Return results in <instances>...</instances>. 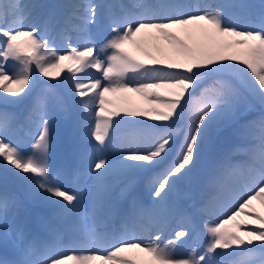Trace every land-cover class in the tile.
Here are the masks:
<instances>
[{
  "label": "rangeland",
  "instance_id": "obj_1",
  "mask_svg": "<svg viewBox=\"0 0 264 264\" xmlns=\"http://www.w3.org/2000/svg\"><path fill=\"white\" fill-rule=\"evenodd\" d=\"M39 1L0 0V100L17 106L0 108V180L20 192L18 198L8 185L0 183V264H78L81 246H89L80 232H98L100 239H107L110 231H122V225L110 224L114 218L120 223L126 219L128 226L134 224L132 232H138L136 227L155 216L161 206L167 209L164 217L169 216L166 226L153 233L158 221L150 223L153 234L148 239V252L122 264H180L185 260L189 264H264V201L258 207L253 198L244 204L254 189L264 186V140L256 138L260 136L256 132L262 121L260 113L264 112V4L253 10L252 0H208L206 7L223 4L225 8L213 19L200 16L198 24L183 20L179 14L168 16L158 21L151 38L155 44L165 45L164 57L173 56L170 62L157 64L158 54L143 46L136 53L145 61L120 68L107 65L106 60L129 30L136 23L156 21L153 16L157 12L152 13L156 4H162L158 8L163 12L169 6L175 9L182 0H67L59 6L48 0L50 5L45 8ZM196 1L188 0V4ZM23 11L27 25L17 28L9 23ZM143 13L149 14L143 18L146 20ZM229 19L235 23L224 26ZM168 20L174 24L167 28ZM222 28L236 34L219 35ZM144 62L161 69H142ZM51 67L60 69L59 79L46 75ZM137 67L152 76L139 88V100L133 99L129 86ZM86 69L85 76L80 75ZM223 69L230 72L228 78L242 83L244 97L229 101L220 90L213 95L205 92V77L212 73L227 76ZM160 76L174 86L165 90L171 94L165 98L158 94L162 89L157 84ZM100 78L112 100L109 108L99 99L98 87L88 89L83 97L73 87L77 79L94 83ZM52 80H61L63 97L50 83H43ZM142 89L152 93L146 97L139 92ZM246 98L257 105L256 119L246 110ZM22 103H30L29 109ZM98 109L110 113L103 114L100 122L95 112ZM132 111L138 119L125 123L121 113L129 117ZM153 128L155 137L151 135ZM227 128L231 130L224 134ZM132 130L141 133L135 135ZM172 148V158L161 169L148 173L137 192L126 199L119 196L133 182L119 174H137ZM232 163L239 168L236 172L231 168L232 177L224 176V168L235 166ZM250 169L255 177L251 183ZM238 187L241 194L226 207L225 195ZM24 201L41 204L40 212L45 216L65 222V231L75 237L68 240L71 244H64L62 235L56 237L49 223L37 215L38 210L23 206ZM239 206H243L241 210ZM29 219L47 234L40 235L36 227L33 236L23 238ZM180 219L182 224L174 226ZM238 231L250 234L248 243H240L234 235ZM110 237V245L97 239L89 242L99 243L102 256L126 246L125 240ZM251 241H255L253 245ZM39 245L42 250H35ZM258 247L260 250H255Z\"/></svg>",
  "mask_w": 264,
  "mask_h": 264
},
{
  "label": "bare ground",
  "instance_id": "obj_2",
  "mask_svg": "<svg viewBox=\"0 0 264 264\" xmlns=\"http://www.w3.org/2000/svg\"><path fill=\"white\" fill-rule=\"evenodd\" d=\"M157 1V0H156ZM215 1V0H214ZM207 2H208V0H197L195 3H193V5L192 4H188V0H182V2L180 3V0H179V3L180 4H177L178 6L174 9L172 6H169L168 8H167V11L166 10H164L163 12L161 11V8H158V6L160 5V7L162 6V4H156V6H155V8H154V10L152 11V13L154 12V11H156L157 12V15H154L153 16V18H155V19H153V21L154 20H156V21H154L153 23H146V24H144V23H136V25L135 26H133V28H132V30H129V35L125 38V39H122V41L121 42H119V44H121V45H116V46H118V48H116V49H112L113 51H112V54H108V56H109V58L106 60V63H107V65H112V66H114V67H120V68H124L125 66L127 67V65L128 64H130V63H134V65L133 66H135L136 67V64L137 63H140V62H138L139 60L140 61H142L141 59H143L140 55H138V53H136L137 52V50H141L142 49V47L144 46L147 50L149 49L150 51L152 50L153 52H155L156 54H158V59H157V61H158V63L157 64H167V63H169L170 62V60L172 59V57L173 56H171V55H169V56H167L166 58L164 57V52L166 51L167 52V50H166V48H165V45L163 44V43H160V42H158L157 44H155L154 42H152V38H151V32L152 31H154L155 29H157V25H158V21H162L163 19H165V18H168V16H171V17H174V16H176L177 14H179L180 15V17H182L183 18V20H186V21H192V22H194V23H197V22H199L200 21V19H199V17L200 16H202V18H203V16H207V17H209V19L211 18V19H213V18H216L221 12H222V9H224L225 7L223 6V4H221V5H219V6H217V7H211L210 8V6H208V7H206V4H207ZM167 6V2H166V4H165V7ZM164 7V8H165ZM227 7V6H226ZM143 9V8H142ZM163 9V8H162ZM72 10V8L70 9V11ZM25 11V10H24ZM24 11L23 12H19V14L18 15H16L15 17H12L11 19H13V20H10L9 21V23H11V24H14V25H16V27L17 28H20V27H24L25 25H27V24H24V21L25 20H27L28 18H25L24 20L22 19V16H23V14H24ZM142 12H143V10H142ZM195 12H200L199 14H196L195 15ZM224 12V11H223ZM152 13H151V15H152ZM223 15V14H222ZM56 16H58V15H56ZM220 16V15H219ZM149 17V14L148 13H143V16H142V19L143 18H148ZM185 17V18H184ZM206 17V18H207ZM15 19V20H14ZM135 19H136V16L133 18V20L132 21H135ZM139 20V21H143V20H146V19H143V20ZM204 20V19H203ZM33 21V20H32ZM175 21V20H174ZM5 23V22H4ZM183 23V22H182ZM185 23V22H184ZM235 23V21H233V19L231 20V19H229V20H227L226 22H224V26H228V25H233ZM167 25H166V27L168 28V26H172V24H174V23H172V21H169L168 20V22L166 23ZM186 24V23H185ZM198 24V23H197ZM230 25V26H231ZM5 26H8V27H10V25H5ZM183 26H184V24H183ZM185 26H187V25H185ZM235 26V25H234ZM182 27V26H181ZM164 28V27H163ZM236 28V27H235ZM131 29V28H130ZM126 32H127V29H126ZM225 33H230V34H232V36H233V34L235 33V31L234 32H231V30L229 29V31H228V29H226V28H222L221 29V31H220V34L219 35H223V34H225ZM236 34V33H235ZM180 36V35H179ZM181 37V36H180ZM235 37V36H234ZM181 39V38H180ZM205 39H207V38H205ZM230 41H231V39H229ZM120 49L121 50H123V51H120ZM143 50V49H142ZM145 51V50H144ZM146 52V51H145ZM40 53V52H39ZM150 53V52H149ZM147 54V53H146ZM39 57V56H38ZM46 57V56H45ZM154 57V56H153ZM95 58V57H94ZM149 59V58H148ZM41 60V59H40ZM174 60V59H173ZM143 61H145V60H143ZM142 61V62H143ZM149 61V60H148ZM156 61V60H155ZM147 62V61H146ZM99 63V62H98ZM98 63L96 62V64H97V66H98ZM152 63V62H151ZM44 64V63H43ZM79 64V63H78ZM95 64V65H96ZM141 64V63H140ZM154 64V63H153ZM104 65V64H103ZM138 65V64H137ZM46 66V65H45ZM44 66V67H45ZM80 66V65H79ZM105 66V65H104ZM141 65H139V67H140ZM167 66V65H166ZM41 68L43 67V65L42 66H40ZM48 67V66H47ZM130 67H132V66H130ZM142 67V66H141ZM129 68V67H128ZM138 68V67H137ZM80 69V68H79ZM95 69V68H94ZM142 69H148V68H146L145 66L144 67H142ZM142 69H136L135 70V72H134V74H133V76L131 77V81L129 82V86H130V91L132 92V93H134V95H133V99H138L137 98V95L136 94H138V90H139V88L142 86V85H144V84H147L146 82H143V81H149V80H151L152 79V76H149L148 75V73H143V71L144 70H142ZM158 69H161V68H158L157 67V69L155 68V70L157 71ZM45 70H46V67H45ZM106 70V69H105ZM125 70H127V69H125ZM129 70V69H128ZM131 70V69H130ZM45 72V71H44ZM44 72H42V73H44ZM47 76H49L50 75V77H51V75L53 76L52 78H58L59 77V73H60V69L57 71V67L56 68H54V67H51V68H49L47 71ZM88 72V69H86V70H84L80 75H84V74H86ZM150 73V72H149ZM49 74V75H48ZM101 74V73H100ZM151 74V73H150ZM45 75V74H44ZM45 75V76H46ZM85 76V75H84ZM42 77V76H41ZM139 77V79L137 80V78ZM163 76H160L159 77V81H158V86H161V92L159 93L158 92V94H159V97L160 98H165V97H167V96H170L171 94L170 93H166L167 91H165V90H170V88L171 87H174L173 86V84H171V83H169L167 80H163V78H162ZM43 78V77H42ZM48 78V77H47ZM46 78V79H47ZM81 78H82V76H81ZM80 78V79H81ZM162 78V79H161ZM59 79V78H58ZM80 79H77L76 81H78L79 80V82L76 84V85H74L73 87H74V89H76V90H79V91H81V92H79V93H81L80 94V97H83L84 96V94L86 95V92H88V89H89V91L91 90H95V88H97L98 87V89L99 90H96V91H98V93L100 94V98L99 99H102V100H104L105 101V103L107 104V107H108V103H112L111 101V99H110V97H109V93H108V89H105L103 86H101L100 84H101V78H100V80L98 79V81H97V79H96V81L93 83V82H89V81H84V82H82V81H80ZM86 79H87V77H86ZM153 86V85H152ZM145 87V86H144ZM147 88H148V85H147ZM126 89V88H125ZM149 89V88H148ZM124 90V89H123ZM128 90V89H127ZM119 91V90H118ZM117 91V92H118ZM140 93H141V95L144 93L145 94V96L146 97H148L149 96V94H150V90H146V89H142V90H140L139 91ZM2 94H4V93H6V92H1ZM90 93V92H89ZM152 93V92H151ZM75 94H76V92H75ZM122 94V93H121ZM125 94V93H124ZM123 94V95H124ZM129 94V93H128ZM170 94V95H169ZM78 95V94H77ZM93 95V94H92ZM116 95V94H115ZM114 95V96H115ZM122 95V96H123ZM152 95V94H151ZM18 96V95H17ZM4 97L5 98H9V99H11V97L10 96H8V94H4ZM22 97V96H21ZM21 97H19L20 99H21ZM128 97H129V95H128ZM23 98V97H22ZM87 98V97H86ZM97 98V97H96ZM130 98V97H129ZM172 98V97H171ZM178 98V97H177ZM8 99V100H9ZM149 99V98H148ZM15 100V99H14ZM82 100L83 99H81V102H82ZM96 100V99H95ZM139 100V99H138ZM177 100V99H176ZM1 101V100H0ZM118 101V100H117ZM150 101V100H149ZM172 101V100H171ZM171 101H169V102H171ZM1 103H5V104H12V105H14V103L13 102H11V101H3L2 100V102ZM140 103V102H139ZM137 101H136V104H139ZM145 103H149V102H145ZM102 104V103H101ZM101 104H99L100 106L99 107H101L102 105ZM141 104H142V102H141ZM98 105V104H97ZM130 105V104H129ZM128 106V105H127ZM145 106H147V107H149L148 105H145ZM144 106V108H146ZM169 106V105H168ZM171 106V105H170ZM104 107V106H103ZM106 107V106H105ZM110 107V106H109ZM108 107V108H109ZM135 107V106H134ZM137 107V106H136ZM139 107H140V105H139ZM139 107H138V109H139ZM155 107V106H154ZM127 108V107H126ZM143 108V107H142ZM143 108V109H144ZM101 109V108H100ZM100 109H98V110H96L95 112H97L96 114H97V119H98V121L100 122L101 121V119H102V116H103V114L105 115V114H110V113H104V112H102ZM130 110L132 109L131 108V106H130V108H129ZM135 109V108H134ZM150 109V108H149ZM157 109V108H156ZM169 109H172V107L170 108L169 107ZM109 110V109H108ZM111 110V109H110ZM120 110V109H119ZM127 110V109H126ZM146 110V109H145ZM145 110H144V112H145ZM152 110V109H151ZM173 110H174V108H173ZM121 111H123V110H121ZM125 111V110H124ZM175 111V110H174ZM118 111H116V113H117ZM130 112V111H129ZM121 113V112H120ZM119 113V114H120ZM128 113V112H127ZM126 113V114H127ZM132 113V115L131 116H124L125 114H123V113H121V116H123V118H125V123H129V121H131V122H133L132 120H131V118H134V119H136L137 118V113L136 114H133L134 113V111H132L131 112ZM140 113V112H139ZM150 113V112H149ZM172 113V112H171ZM118 114V113H117ZM141 114V113H140ZM152 114V113H151ZM144 115H145V113H144ZM168 116L170 115L171 116V114H167ZM105 116H107V115H105ZM108 116H111V115H108ZM114 116V115H113ZM118 117H116V116H114V117H116V118H114V119H116L117 120V118H119V115H117ZM146 116V115H145ZM150 117V116H149ZM112 118V119H113ZM145 118V117H144ZM148 118V117H147ZM138 119V118H137ZM102 121H104V120H102ZM121 121V120H120ZM120 121H118V122H120ZM89 122V121H88ZM104 122H106V120L104 121ZM104 122H102L101 124L100 123H98V125H102ZM122 122V121H121ZM130 122V123H131ZM134 122H135V120H134ZM140 122V121H139ZM142 122V121H141ZM90 124V123H89ZM116 124V123H115ZM135 124H137V123H135ZM123 125L125 126V124H124V122H123ZM131 125V124H130ZM134 125V124H133ZM146 125V124H145ZM144 125V126H145ZM116 126V125H115ZM114 126V127H115ZM120 126V125H119ZM143 126V127H144ZM95 127V126H94ZM116 127H118V126H116ZM121 127V126H120ZM140 127H141V125H140ZM148 127V126H147ZM119 128V127H118ZM122 128V127H121ZM125 127H123V129H124ZM142 128V127H141ZM115 129V128H114ZM142 130L145 132V129L144 128H142ZM115 131V130H114ZM121 131V130H120ZM116 132H118V131H116ZM132 132L135 134V135H138V134H140L141 132H137L136 130H132ZM93 133H95V132H92V134ZM109 133V132H108ZM99 134V133H98ZM110 134V133H109ZM112 134V133H111ZM114 134V133H113ZM93 138V137H92ZM91 138H89V140H90ZM92 140V139H91ZM145 147L143 146V147H141V148H138L137 150H135L136 152H139L140 150H142V149H144ZM263 161V160H262ZM261 161V162H262ZM263 163H264V161H263ZM229 164V163H228ZM233 165L235 164V163H232ZM251 166V165H250ZM237 167L239 168V166L237 165L236 166V164H235V166H226L225 168H224V173L225 172H227V174L226 175H224V176H228V177H232V173H233V171L234 172H236L237 170ZM231 168H233L234 170H231ZM229 169V170H228ZM255 170V169H254ZM247 174V173H246ZM248 175H249V178H248V180H249V182L251 183V181H253V179L255 178L254 177V172H253V170H251L250 169V172L248 173ZM246 176V175H245ZM247 177V176H246ZM46 188V187H45ZM42 189V188H41ZM52 189V188H51ZM49 191V190H48ZM48 191H46V193L48 192ZM40 192H41V190H40ZM253 193L251 194V197H249V198H247L245 201H244V204H248V201L249 200H252V198L254 199V201L256 202L255 204V206H259L260 204L259 203H263V201H264V186H262V187H259V188H256V189H254V191H252ZM45 193V194H46ZM241 194V191H240V188L238 187V188H236V189H232V190H230V192H227V194L225 195V206L226 207H228L229 205H231V204H234V202L233 201H235V200H237L238 199V197H239V195ZM44 195V194H43ZM49 195V194H48ZM51 195V194H50ZM38 196H41V195H38ZM51 197V196H50ZM59 197V196H58ZM47 198V197H46ZM53 198V197H52ZM250 202V201H249ZM252 202H253V200H252ZM251 204V203H250ZM253 204V203H252ZM259 204V205H258ZM246 205H244V206H246ZM243 206H239V210H241V208H242ZM252 207H253V205H252ZM250 208V207H249ZM253 209V208H252ZM255 209V208H254ZM158 210V209H157ZM256 210H257V208H256ZM261 210V209H260ZM245 211V210H244ZM247 211V210H246ZM95 212V211H94ZM242 212V211H241ZM255 212V211H254ZM99 213V212H98ZM210 213H211V211H210ZM253 213V212H252ZM258 213V212H257ZM88 214V213H87ZM90 214V213H89ZM261 214V213H260ZM260 214H259V217H260ZM91 215V214H90ZM92 215H93V213H92ZM91 215V216H92ZM94 215H96V213H94ZM93 215V216H94ZM100 216V215H99ZM242 217V216H241ZM263 217V216H262ZM80 218V217H79ZM203 219V218H202ZM234 219V218H233ZM74 220H76V219H74ZM84 220H85V218H84ZM89 220V219H88ZM94 220V219H93ZM147 222H143L142 224H139L138 225V227H136V229H138V232H132V229H131V227H133L134 226V224H130L129 226H127V220L126 219H123V221L120 223V219L118 220H116V223L118 224V225H122V227L120 228V229H122V231H120L119 229H116L114 232H113V234H111V231L109 232V233H107V239H100V237H99V233L98 232H95V233H92V231L89 233L88 232V234H87V241L86 242H89V241H91V239H97L98 241H100L101 243H104V242H106V244H108V245H110L111 243H112V240H110L109 239V237L110 236H112V239H113V237H114V240L115 241H126V246H121L119 249H117L116 251H114V252H111V254H107V255H105V256H102V255H100L98 252H100V246H99V243H97L96 245H94L93 243L91 244L90 242H89V246H85V245H82L81 246V249H80V251H79V257H78V264H122V262H123V260H127V259H133V257H142V256H144L145 254H146V252H148V248L150 247V243H149V236L151 235V234H153L151 231H150V228H149V224L150 223H153L154 222V219L153 218H148L147 217ZM182 219H180V220H176L175 222H174V226H179V225H181L182 224V221H181ZM241 220V219H240ZM80 221V220H79ZM243 221H245V220H243ZM248 221V220H247ZM81 222V221H80ZM79 222V223H80ZM207 222V221H206ZM249 222V221H248ZM139 222H137V224H138ZM221 223V222H220ZM219 223V224H220ZM94 224V223H93ZM249 224V223H248ZM255 224V223H254ZM260 224V223H259ZM78 225V224H77ZM85 225V224H84ZM135 225H136V222H135ZM240 225V224H239ZM245 225V224H244ZM258 225V224H257ZM204 226V225H203ZM238 226V225H237ZM239 227V226H238ZM245 228H249V227H251L252 228V226L251 225H246V226H244ZM263 227V226H262ZM82 229V228H81ZM86 229H88V228H86ZM204 229H206V228H204ZM242 230V229H241ZM204 231V230H203ZM206 231V230H205ZM234 231H237V230H233V232ZM128 232H130V233H132V235H130ZM247 232V231H246ZM246 232H236L234 235H236L237 236V238L240 240V243L243 245V243L245 244V243H248L249 242V240H248V238H250V234H247ZM82 232H80V234H81ZM206 234V233H205ZM257 234V233H256ZM101 236V235H100ZM246 236V237H245ZM254 236V235H253ZM257 237V236H256ZM75 238V237H74ZM111 238V237H110ZM235 240V239H234ZM255 240H256V238H255ZM261 241V240H260ZM74 242H76L77 243V241H74ZM232 241H230V243H231ZM255 242V241H254ZM254 242H250V243H252V245H253V243ZM257 242V241H256ZM259 242V241H258ZM233 243V242H232ZM239 243V244H240ZM238 244V245H239ZM231 245V244H230ZM230 245H229V247H230ZM261 245V244H260ZM246 246V245H245ZM249 246V245H248ZM250 246H251V244H250ZM232 247H233V245H232ZM231 247V248H232ZM234 248V247H233ZM238 248V247H237ZM248 248V247H247ZM254 248V247H253ZM262 248V247H261ZM263 249V248H262ZM235 250V249H234ZM231 251V252H233V254H234V256H236L235 255V251ZM238 250V249H237ZM255 250H260L259 249V247L257 248V249H255ZM254 250V251H255ZM227 251V250H226ZM239 251V250H238ZM253 251V252H254ZM235 252V253H234ZM229 253V252H228ZM244 253V252H243ZM259 253H261V251L259 252ZM242 254V253H241ZM257 254L258 253H255V255L257 256ZM246 255V254H245ZM239 256H240V254H239ZM257 258V257H256ZM257 260V259H256ZM264 263V262H263ZM71 264V263H70Z\"/></svg>",
  "mask_w": 264,
  "mask_h": 264
},
{
  "label": "trees",
  "instance_id": "obj_3",
  "mask_svg": "<svg viewBox=\"0 0 264 264\" xmlns=\"http://www.w3.org/2000/svg\"><path fill=\"white\" fill-rule=\"evenodd\" d=\"M264 0H252V8L256 9L258 7H263ZM264 8V7H263ZM227 76H217V73H212L211 76H206L203 82L204 90L207 94L213 95L216 90H220L221 94L223 95L224 99H228L229 101H234L235 97L240 96L244 97L245 91L244 86L242 83L236 79L228 78L230 72H226V69H223ZM246 102V110L249 112L250 118L256 119V109L257 105L252 103L250 100L245 99ZM262 116V121H260V127L257 130V134L264 133V112L260 113ZM229 131V130H228ZM260 138H263V136Z\"/></svg>",
  "mask_w": 264,
  "mask_h": 264
}]
</instances>
